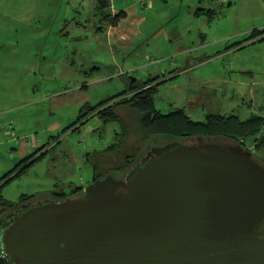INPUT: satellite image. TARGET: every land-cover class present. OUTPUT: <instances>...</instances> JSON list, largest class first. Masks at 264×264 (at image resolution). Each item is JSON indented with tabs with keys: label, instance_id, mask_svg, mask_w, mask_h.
Instances as JSON below:
<instances>
[{
	"label": "rangeland",
	"instance_id": "obj_1",
	"mask_svg": "<svg viewBox=\"0 0 264 264\" xmlns=\"http://www.w3.org/2000/svg\"><path fill=\"white\" fill-rule=\"evenodd\" d=\"M255 30H264V0H109L102 9L97 0H0V179L24 158L44 153L2 197L15 204L32 195L33 203L42 202L54 192L84 189L97 172L123 179L129 169L119 160L136 153L140 140L127 108L117 113L129 139L118 158L96 172V159L106 156L123 124L95 116L79 130H64L84 105L135 80H166L154 97L162 114L182 109L199 122L214 113L264 119V37L232 47ZM262 134L242 147L264 163V146L258 150L256 143ZM156 141L138 143L139 160L167 143Z\"/></svg>",
	"mask_w": 264,
	"mask_h": 264
},
{
	"label": "water",
	"instance_id": "obj_2",
	"mask_svg": "<svg viewBox=\"0 0 264 264\" xmlns=\"http://www.w3.org/2000/svg\"><path fill=\"white\" fill-rule=\"evenodd\" d=\"M151 148L124 176L0 220L9 264H264V166L241 144Z\"/></svg>",
	"mask_w": 264,
	"mask_h": 264
},
{
	"label": "trees",
	"instance_id": "obj_3",
	"mask_svg": "<svg viewBox=\"0 0 264 264\" xmlns=\"http://www.w3.org/2000/svg\"><path fill=\"white\" fill-rule=\"evenodd\" d=\"M108 6L109 0H97L98 9ZM117 20L118 19H114L111 22V25L115 26L117 24ZM258 37H260V40H263L264 30H255L251 32L245 40L234 44L232 47L235 48L241 46L244 43L253 41ZM162 77L164 79V76ZM160 79L161 78L159 76H155L153 78H149L145 82L135 80L128 85L126 90L115 96L107 97L93 106L84 105L81 108L76 121L64 130V132H67L73 127H77L79 124H85L88 118L95 116L102 120L103 123L117 121L120 124H123L122 129L120 127V135L119 137H116L115 143L105 148L106 156L96 159L97 162L94 166L95 172L99 166L101 167L104 165V167H108L111 165L109 161L113 157L118 158L117 155H119L122 148L124 149V145L129 139L128 136L130 135V131L128 129H124V126L127 125L119 118L117 113V110L121 108H127L135 118V127L132 130L140 137V140L137 142L136 153L130 156H124V160L122 162L119 160L121 165L123 164L124 171L127 169L130 170L139 161L140 151L142 149L140 146L143 145L142 143L149 144L151 141H156V139L167 140L168 143L171 141L179 140L178 142H180L182 140L189 141L194 138H199L203 140L215 141L218 139H225L230 140L231 143L234 142L236 144H240L242 141H247V139L253 137L257 138L258 134L264 130V119L258 117H252L249 120L240 121L236 115L209 114L205 117L204 121L199 122L190 119L182 109H174L168 114H162L160 111L156 110L154 106V97L158 91V87L166 81H159ZM76 129L79 130L78 127ZM140 141H142V143L138 147V143ZM260 142H262L261 144L264 146L263 134L256 142L258 150ZM155 143H157V141ZM40 152L41 151L39 150L33 155L24 158L23 162H19L14 169L6 173L0 179V220L8 214L14 212L17 208H19V206L33 203L32 195H21L19 197V201L13 204L2 197V190L11 181L20 178L30 165L35 163L41 156L44 155V153L38 155ZM26 161H28V164L21 168L24 164H26ZM114 169L115 168L113 167V170ZM120 170V168L117 169L115 174L117 175V171ZM108 175L113 176V173L101 176L97 172L91 182L93 183L94 181L102 179ZM82 191L83 188L79 187L71 190L70 193L54 192L53 200L61 201L65 198L78 196L82 193ZM0 264L9 263L0 257Z\"/></svg>",
	"mask_w": 264,
	"mask_h": 264
},
{
	"label": "crops",
	"instance_id": "obj_4",
	"mask_svg": "<svg viewBox=\"0 0 264 264\" xmlns=\"http://www.w3.org/2000/svg\"><path fill=\"white\" fill-rule=\"evenodd\" d=\"M114 26L113 25H108L106 28H105V30L104 31H106L108 34L110 33H112V31L114 30V28H113ZM243 45H241V46H239V48H241ZM237 48V47H236ZM232 50H234V49H232ZM209 60V59H208ZM207 61V60H206ZM206 61H204V62H206ZM201 64V63H200ZM215 114V113H214ZM24 146L22 145V149H24L23 148ZM22 154H24V151H22Z\"/></svg>",
	"mask_w": 264,
	"mask_h": 264
},
{
	"label": "flooded vegetation",
	"instance_id": "obj_5",
	"mask_svg": "<svg viewBox=\"0 0 264 264\" xmlns=\"http://www.w3.org/2000/svg\"><path fill=\"white\" fill-rule=\"evenodd\" d=\"M254 159H256V161H257L259 164H261L262 166H264V163H263L262 161L258 160V159L256 158V156L254 157ZM90 183H92V182H90ZM263 227H264V225H263ZM0 249H1V247H0Z\"/></svg>",
	"mask_w": 264,
	"mask_h": 264
},
{
	"label": "built area",
	"instance_id": "obj_6",
	"mask_svg": "<svg viewBox=\"0 0 264 264\" xmlns=\"http://www.w3.org/2000/svg\"><path fill=\"white\" fill-rule=\"evenodd\" d=\"M243 147H244V149H246V150H248V151H249V149H248L246 146H244V145H243Z\"/></svg>",
	"mask_w": 264,
	"mask_h": 264
}]
</instances>
